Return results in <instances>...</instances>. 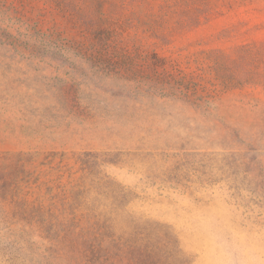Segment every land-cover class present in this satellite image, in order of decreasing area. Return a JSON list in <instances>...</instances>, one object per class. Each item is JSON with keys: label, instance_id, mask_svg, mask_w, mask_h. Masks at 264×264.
Returning <instances> with one entry per match:
<instances>
[{"label": "rangeland", "instance_id": "rangeland-1", "mask_svg": "<svg viewBox=\"0 0 264 264\" xmlns=\"http://www.w3.org/2000/svg\"><path fill=\"white\" fill-rule=\"evenodd\" d=\"M0 264H264V0H0Z\"/></svg>", "mask_w": 264, "mask_h": 264}]
</instances>
